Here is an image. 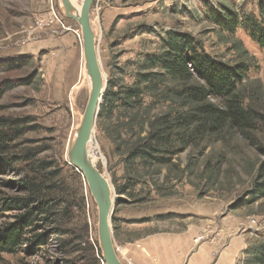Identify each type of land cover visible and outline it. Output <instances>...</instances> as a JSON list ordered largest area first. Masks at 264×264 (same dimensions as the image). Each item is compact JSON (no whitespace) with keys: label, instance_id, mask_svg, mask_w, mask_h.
<instances>
[{"label":"rangeland","instance_id":"1","mask_svg":"<svg viewBox=\"0 0 264 264\" xmlns=\"http://www.w3.org/2000/svg\"><path fill=\"white\" fill-rule=\"evenodd\" d=\"M223 9L241 18L257 17L264 0H94L90 23L106 85L109 79L130 85L145 55L158 53L169 34H186L205 54L248 67L240 91L245 103L264 115V48L240 29L231 35L217 27L210 14ZM52 10L63 26L56 22L38 29L37 21L50 18ZM2 60L17 61L19 67H0V129L9 138L0 157V229L27 210L20 207L24 202L36 201L29 208L39 202L42 195L31 184L37 190L40 185L48 188L41 199L52 205V215L44 220L37 216L15 253L3 254L0 264H103L97 207L68 158L90 89L80 29L62 14L59 0H0ZM116 118L103 122L104 132L95 124L90 153L110 184L122 186L123 159L106 135L115 131ZM256 139L250 145L233 136L227 144L210 140L185 149L169 173L175 180L163 183L165 168L154 178L170 196L156 193L149 183L121 196L111 224L118 258L125 263L123 243L132 230H179L197 222L201 208L213 204L246 223L250 241L242 264H254L251 256L264 249V198H253L254 183L264 181L258 177L264 162V124ZM3 157L17 161L7 163ZM35 235L44 236L41 245L35 244Z\"/></svg>","mask_w":264,"mask_h":264},{"label":"trees","instance_id":"2","mask_svg":"<svg viewBox=\"0 0 264 264\" xmlns=\"http://www.w3.org/2000/svg\"><path fill=\"white\" fill-rule=\"evenodd\" d=\"M210 19L231 35L238 29L244 31L264 48V10L257 17L241 18L236 12L223 9L222 12L212 11ZM169 35L162 41L158 53L147 54L136 64L130 85L120 86L109 79L102 96L96 125L104 132L103 122L117 115L115 131L106 135L114 153L123 159L124 184H113L117 196L115 209L122 202L120 197L129 195V191L139 185L149 183L156 193L170 196L154 178L165 168L168 175L163 183L167 185L175 180L169 173L177 167L175 161L185 149H197L210 140L227 144L233 136L255 145L256 134L264 124L263 113L245 103L240 91L248 73L245 64L231 65L205 54L189 35ZM0 67L13 70L19 67V62L2 60ZM7 142L9 138L0 129V157L6 152ZM3 159L7 163L13 161ZM258 177L264 179V162ZM30 188L38 191L39 196L47 197L45 186L43 189L40 185L37 190L31 184ZM254 190L257 196L253 198H264V181L255 182ZM41 198L30 208L28 205L36 201L24 202L20 207L27 210L0 229V257L15 253L27 229L35 225L38 217L42 220L51 217L52 205ZM15 207H19L18 204ZM112 222L115 225L114 217ZM34 238L36 245L43 243L44 236ZM251 257L254 264H264V249L257 250Z\"/></svg>","mask_w":264,"mask_h":264},{"label":"crops","instance_id":"3","mask_svg":"<svg viewBox=\"0 0 264 264\" xmlns=\"http://www.w3.org/2000/svg\"><path fill=\"white\" fill-rule=\"evenodd\" d=\"M199 213L197 222L179 230L155 231L154 226H147V233L132 230L123 243L125 263L242 264L250 241L246 223L213 204Z\"/></svg>","mask_w":264,"mask_h":264},{"label":"water","instance_id":"4","mask_svg":"<svg viewBox=\"0 0 264 264\" xmlns=\"http://www.w3.org/2000/svg\"><path fill=\"white\" fill-rule=\"evenodd\" d=\"M62 14L77 23L82 39V51L87 75L90 78V92L83 113V120L71 151V166L81 174L98 211V239L103 264H127L117 256L113 244L112 218L115 203L113 186L86 158L88 143L92 140L96 119L106 88L95 48V39L90 26V10L94 0H83L79 14L75 13L70 0H59Z\"/></svg>","mask_w":264,"mask_h":264},{"label":"bare ground","instance_id":"5","mask_svg":"<svg viewBox=\"0 0 264 264\" xmlns=\"http://www.w3.org/2000/svg\"><path fill=\"white\" fill-rule=\"evenodd\" d=\"M78 1H79V0H70L72 6H73L74 9H75V13H77V14H79V12H80V9H81V2H82L83 0H80V6L77 5V2H78ZM90 26H91V29H92V32H93V27H92V24H91V23H90ZM93 34H94V32H93ZM82 55H83V51H82ZM83 59H84V56H83ZM84 63H85V61H84ZM85 70H86V67H85ZM86 74H87V71H86ZM102 78H104V77H102ZM86 81H87V85H89V86L91 87L90 78H89L88 75L86 76ZM89 92H90V89H89ZM82 120H83V116H82V118H81V120H80V123H79V125H78L77 131H76V133H75V135H74V138H73V141H72V144H71L72 147H73V145H74V142H75V140H76V138H77V135H78V132H79V130H80ZM91 142H92V141H91ZM91 142L88 143V146H87L86 158L88 159L89 163H90L92 166L95 167V165H94V161L91 162V153H90V151H91L90 146H92V145H91ZM72 147H71V150H70V156H69V157H71ZM70 162H71V161H70ZM97 213H98V211H97Z\"/></svg>","mask_w":264,"mask_h":264},{"label":"built area","instance_id":"6","mask_svg":"<svg viewBox=\"0 0 264 264\" xmlns=\"http://www.w3.org/2000/svg\"><path fill=\"white\" fill-rule=\"evenodd\" d=\"M56 22L58 24L62 25V22L59 19L58 15L56 13H54V11L52 10V14H51L50 18L37 21V28L38 29H42V28H45V27H50L51 25H53ZM77 36L80 38V35L79 34H77ZM251 224L255 226L256 225V222L255 221H252ZM200 239L201 238L198 237L195 241H199Z\"/></svg>","mask_w":264,"mask_h":264}]
</instances>
